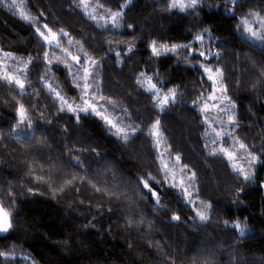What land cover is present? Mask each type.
Listing matches in <instances>:
<instances>
[{"label": "trees", "instance_id": "obj_1", "mask_svg": "<svg viewBox=\"0 0 264 264\" xmlns=\"http://www.w3.org/2000/svg\"><path fill=\"white\" fill-rule=\"evenodd\" d=\"M93 1L122 13L118 29L91 19L78 0H26L33 22L0 0V48L25 67L23 91L0 79V205L11 223L0 234V264H264V43L236 29L251 11L264 19V0H202L186 11L171 0ZM44 24L97 61L89 84L123 108L136 129L127 141L91 113L61 110L48 85L70 101L82 69L69 76L62 64L47 63L44 53L50 59L55 48L35 31ZM205 29L234 105L230 146L246 156L249 179L207 148L198 101L211 85L194 66ZM153 42L179 48L157 56ZM140 74L175 98L159 108ZM21 104L30 126L18 125ZM157 120L169 154L195 173L198 197L210 203L204 222L161 172L150 133ZM244 219L251 231L241 236L230 225Z\"/></svg>", "mask_w": 264, "mask_h": 264}, {"label": "rangeland", "instance_id": "obj_2", "mask_svg": "<svg viewBox=\"0 0 264 264\" xmlns=\"http://www.w3.org/2000/svg\"><path fill=\"white\" fill-rule=\"evenodd\" d=\"M131 1L132 0H127L126 4H129ZM236 1L237 0H230V2L232 3ZM1 2L5 6L15 10L21 17H24V16L30 17L29 14L27 13L28 10L26 8V0H15V5H13V0H1ZM78 2L80 3V5L82 6V9L87 15L90 16L91 14L97 17L95 21L101 26L110 27L112 29L119 28V27H112L111 23L105 24V20H107L111 16L112 13L100 10L95 1L84 0V2L81 3V0H78ZM173 2L174 0H171V7H172ZM175 2L177 3V5L183 4L184 7L183 9H181V7L177 6V7H172V9H177L179 11H186V10H189L190 8H193V7H188V5L192 3V0H175ZM84 4H87V8L84 7ZM202 4H204L202 0H196L195 6H199V5L201 6ZM115 12H120V11H115ZM250 13L255 14L258 12L251 11L247 15L243 16L237 24V27H236L237 32L240 33L244 38L248 39L249 41L256 43L258 45H262L264 41H258L253 38H250L249 34L244 31V26L242 24V21L244 19H248L250 22H252V27L254 29H258V25L255 23L256 18L253 16H250L249 15ZM258 14H259V18L263 19L262 15L260 13ZM101 16H103L105 19L104 20L99 19ZM208 32H209L208 29L201 31L202 36L200 34L197 37H202V40L197 39V37L195 39L196 42L200 43V47L196 50L195 54L199 55L201 59L196 60V62L194 63V66H197L201 70L204 77L207 79V81L211 85L210 91L207 94L201 96V98L198 101L199 111H200V114L202 115V120L206 127L205 141L207 144V148L209 147L210 151H213V152L216 151L217 153L222 154L229 161L231 166L233 164H236L238 167H242L245 172V170L247 169L245 167L246 162H244V160H240V157L242 159H245L246 156L245 157L241 155L239 156L238 154L240 152L236 150L232 151V147L230 146V142H229L230 137H231L230 132H231L232 126L237 122V120H236V115L234 112L233 102L227 93L226 85H224L222 82L223 80L222 70L220 69V67L216 66L214 62L217 56V51L214 49L211 50V48L209 47L206 48V45L208 43ZM58 38H59L61 47L56 48L55 46H53L55 48V51H54L55 54L53 55L52 58H50L52 59V62L53 61L57 62L55 58L59 57L61 60L66 61L67 65H71V70H69V68L66 66L65 63L57 62L58 64H62L63 66L66 67V69H68L69 76L71 72L74 71V73H76L75 71H77V69L81 70L83 67L88 66L87 63L85 62L86 60L85 53L87 54L88 57H91L92 59L93 57L90 54H88L87 51L83 47L77 46L71 40L64 41L65 45H63L61 37L59 35H58ZM69 41H71V43H69ZM162 46H166L168 49H171L167 45H162ZM162 46L156 45L158 49L159 48L161 49L160 51H165L164 47ZM64 48L68 49V51L71 52L72 55H79L81 57L82 63L78 65L74 61H72L70 57H68L66 53H64L61 50ZM178 48L179 47L176 46V50H178ZM151 52H152V46H151ZM165 52L168 53V51H165ZM200 52H204L205 56H201L199 54ZM5 53L6 52L1 50L0 48V76L2 77L4 73L7 71L9 74H15L17 78H19L20 77L19 73L21 72V69L25 70V67H23L22 58H19L12 54L10 55V57H6ZM205 68L212 69V73H211V75L213 76L212 80L208 79L209 73L205 72L204 70ZM217 69L220 70V73H221L220 75H217L216 73ZM89 70L90 72H92L91 67ZM82 75H83V72H82ZM140 77L143 79L142 82L146 89L148 88L147 78H151V84H154L156 86V94H154V92L152 91L150 92L153 94V97L156 99V103L159 108L166 106V104L163 106H160V103H159V101L163 99L165 95H169L170 97L168 103L170 102V100H173L175 98V94L172 95L174 91H172L171 89L167 91L162 90L161 87L156 82H154V78H153L154 76L147 75V74H143V75L140 74ZM242 83L243 85H245L246 82L243 81ZM91 87L89 88L88 95L84 96L82 92L83 84H81L80 88L75 89V94H74L75 96L72 98V100L68 102L71 103L74 108L77 106L80 108H86L87 104L84 103V100L85 99L91 100L93 94H95V96L97 97V100L95 101L96 110L101 112L102 115L98 116L96 112H93L91 110H89L88 112L77 111L74 113L77 115L81 113H91L94 116L99 117L104 122L106 128L110 129L111 133L114 135L116 134L118 136L119 135L122 136L121 133H117V128H124L128 130V132H133L131 130L132 129L131 126L130 128L127 127V117H126L127 115L126 116L124 115L125 112L123 108L118 104V102H115V100L112 98L104 96L103 94L100 93L98 89H94V88L91 89ZM242 87H245V86H242ZM56 91H58V89H56ZM58 92L60 93V91ZM60 95L62 96V94ZM99 97H103L104 99L101 100L99 99ZM211 97H214V98H211ZM109 100L112 101V103H107V101ZM205 105H207V107H205ZM229 116L232 117V122H229ZM102 117H107V119H104ZM109 120H111L112 123L116 125V128H113L112 125L108 123ZM250 128L253 129L252 127ZM217 133H220V135L218 136ZM23 134L24 132L22 129L16 128L15 130L16 136H22ZM151 137L153 138L154 144L159 154L158 160H159L161 172L164 175H166V172H167L166 176L169 178V182L167 183V185L171 187V189L173 188L180 195V197L183 200V203L192 211V213L194 214V217L198 221L200 222L206 221V220L201 221L199 216L197 215V212L204 210V207L206 205L210 206V203L198 197L197 189L194 186V179H189V177H191L193 172L188 167H185V165L181 163L180 159L179 161H176L175 158L177 156L169 154L168 148L166 147V143L165 145L163 144L164 140L161 134L159 136L151 135ZM157 141H159V143H157ZM236 142L238 143V141ZM221 148H224L227 151L233 152L235 154V159L229 160L224 155V153L220 151ZM251 157L252 156L249 155L250 160H251ZM256 162H257V159L253 161V163H256ZM164 164L168 165V169L164 168ZM181 181H183V183H181ZM209 214H210V207L207 208L208 218H209ZM237 225H239V227H236ZM230 226L232 228H235L241 236L246 235L251 231L250 227L247 225L246 219L235 220Z\"/></svg>", "mask_w": 264, "mask_h": 264}, {"label": "snow or ice", "instance_id": "obj_3", "mask_svg": "<svg viewBox=\"0 0 264 264\" xmlns=\"http://www.w3.org/2000/svg\"><path fill=\"white\" fill-rule=\"evenodd\" d=\"M83 2H84V0H81V3H83ZM195 4H196V0H192V3L189 4L188 7H195ZM13 5H15V0H13ZM177 6L181 7V9H183V7H184L183 4L177 5V3L174 0V2L172 4V7H177ZM84 7L87 8V4H84ZM249 15L256 18L255 19V23L258 25V29H254L252 27V22H250L248 19H244L242 21V24L244 26V31L249 34L250 38H253V39L258 40V41H264V19H260L258 13H255V14L250 13ZM121 16H122L121 12H113L111 14V16L107 20H105V24L111 23L112 27H119L118 21H119V18ZM23 18L26 19V20H29V22H33V18H31V17L24 16ZM90 18L93 19V20L97 19V17L95 15H91V14H90ZM99 19L104 20L105 18L103 16H101ZM42 28L44 30H46V31H42L41 27H36L35 31L39 35V37L45 42V44H47V45H55L56 48H60L61 46H60L58 34L56 32H54L51 28H49L47 24L42 25ZM60 35L67 36V33L63 32V30H61ZM197 39H201L202 40V37H197ZM69 43H71V41H69ZM162 47H164L165 51H173L174 52L176 50V46L175 45L171 49H168L166 46H162ZM61 50L64 53H66V55L68 57H70V59L72 61H74L76 64L79 65V64L82 63L81 57L79 55H72V53L69 52L68 49H66V48L61 49ZM129 51H131V48L129 49ZM152 53H153V55H157V56L161 54L160 50L156 47L155 42H153V45H152ZM199 54L201 56H205L204 52H200ZM10 55L11 54L5 53L6 57H10ZM116 55L119 56L120 53H116ZM48 57H49V53L45 52L44 53V59L47 61V63L51 64L52 60L49 59ZM85 57H86L85 62L87 63L88 66L83 67L82 68L83 75L82 76L78 75L77 77H75V79L77 81V85H76L77 87H80L79 81L80 80L83 81L82 92H83L84 96H87L88 92H89V88L91 87V85L89 84V79L92 78L93 82H95V78L93 77V74H92V72H90L89 69H90V67L96 65L97 61L92 59L91 57H88L86 53H85ZM55 59H56V61L58 63H65L66 64V61L61 60L59 57H56ZM24 63H25V66H27L28 63H31V58H29ZM66 66L69 68V70H71V65H67L66 64ZM204 70H205V72L209 73L208 79L212 80L213 79V76L211 75L212 69L205 68ZM216 73H217V75L221 74L219 69L216 70ZM141 75H143V74H141ZM0 79H2L3 81L7 82L10 85H14L15 87H17L21 91H23L25 89L24 81L19 79V78H17V76L15 74H9L6 71L4 73V75L2 77H0ZM141 83L143 85V82H141ZM147 83H148L147 90L148 91H152V92H154V94H156V86L154 84H151V78H147ZM48 88H49V90L51 92H54L56 98L61 101V110L62 111L65 110V106H66L67 110L71 111V112H77V111L88 112L89 110H91L93 112H96V114L98 116L102 115L101 112L96 110L95 101L97 100V97L95 96V94H93L91 100H88V99L84 100V103L87 104L86 108H80L78 106L74 108L73 105L71 103H69L64 97H62L60 95V93L58 91H56L55 88H53L51 85H48ZM172 95H174V93H172ZM169 98H170L169 95H165L163 97V99H161L159 101L160 106H163V105L167 104L168 101H169ZM211 98H214V97H211ZM99 99L102 100L104 98L103 97H99ZM107 103H112V101L109 100V101H107ZM205 107H207V105H205ZM17 112H18V116H19L18 125L19 124H24L25 122H27L29 124V126H30L31 125V121L29 120V118L27 116V113H26V110H25L23 104L19 105V107L17 109ZM102 118L107 119V117H102ZM229 122H232V117L231 116H229ZM108 123L111 124L113 128H116V125L113 124L111 120H109ZM159 124H160L159 120H157L155 122V124H153L151 135H153V136H159L160 135ZM131 130L133 132H135L136 129L132 128ZM117 133H121L122 134V138L125 141H127V139L129 138L128 130H126L124 128H117ZM217 135L219 136L220 133H217ZM157 143H159V141H157ZM239 147L241 149H245V145L242 144V143L239 145ZM220 151L223 152L224 155L229 160L235 159V154L233 152L227 151L224 148H221ZM175 159H176V161H179L180 157L177 156ZM251 159H252V161H255L257 159V157L252 156ZM232 166H233L234 170H236V171L240 172L241 174H243L245 179H249L250 178V176L244 172V169L242 167H238L236 164H233ZM185 167H187V166H185ZM164 168L168 169V165L164 164ZM166 175H167V172H166ZM194 177H195V173H192V175H191V177H189V179H194ZM141 183L143 184V187L145 189H148V191L151 193V195L153 197H157V203H159V199H158L157 193L151 188V186L149 184V181L148 180H142ZM181 183H183V181H181ZM97 190H99V189H97ZM185 191H187V190H185ZM208 207H210V206L206 205L204 207V210L197 212V215L199 216L201 221H204V220L208 219V216H207V208ZM173 219H179V217L174 216ZM236 227H239V225H237ZM10 228H11V223L9 221L8 213L5 212L2 208H0V233H7ZM0 255H3V253H0Z\"/></svg>", "mask_w": 264, "mask_h": 264}, {"label": "water", "instance_id": "obj_4", "mask_svg": "<svg viewBox=\"0 0 264 264\" xmlns=\"http://www.w3.org/2000/svg\"><path fill=\"white\" fill-rule=\"evenodd\" d=\"M51 46H55V45H51ZM263 186H264V184H263ZM0 208H2L1 205H0ZM2 209H3V208H2Z\"/></svg>", "mask_w": 264, "mask_h": 264}]
</instances>
